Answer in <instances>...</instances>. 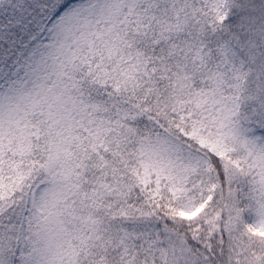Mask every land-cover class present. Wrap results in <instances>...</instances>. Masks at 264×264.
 Returning <instances> with one entry per match:
<instances>
[{
    "label": "snow or ice",
    "instance_id": "6c2138e0",
    "mask_svg": "<svg viewBox=\"0 0 264 264\" xmlns=\"http://www.w3.org/2000/svg\"><path fill=\"white\" fill-rule=\"evenodd\" d=\"M0 264H264V0H0Z\"/></svg>",
    "mask_w": 264,
    "mask_h": 264
}]
</instances>
